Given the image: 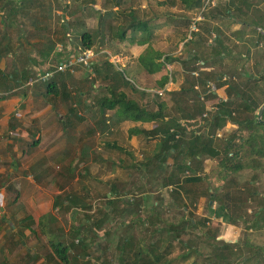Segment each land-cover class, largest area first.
I'll return each instance as SVG.
<instances>
[{"label":"trees","instance_id":"1","mask_svg":"<svg viewBox=\"0 0 264 264\" xmlns=\"http://www.w3.org/2000/svg\"><path fill=\"white\" fill-rule=\"evenodd\" d=\"M56 1L62 5V0ZM68 1L64 8L67 12L64 14L74 19L69 22H65L62 17L60 19L65 34L74 36L83 50H92L98 44L105 46L107 41L126 39L131 43L148 45L138 61L149 74L156 75L158 90L140 88L131 75L127 76L109 58L94 63V75H91L92 81L88 82L90 87L99 82L105 85L103 93L93 97V108H98L105 126L109 111L113 112L109 120L115 127L123 120L151 122L155 125L151 129L136 125L130 129L129 135H140L146 143L154 142L150 155L143 153V159L137 167L143 174H148V171L158 173L157 181L152 180V183L153 188L159 187L161 191L160 196L152 200L155 192L148 190L150 193L147 191V195L142 196L140 204L128 199L131 195H126L123 214L132 216L135 224L139 219L141 224L148 225V233L136 240L131 232L135 225H132L129 231L120 235L115 246L110 239L113 231L109 219L116 213L118 197L124 196L120 194L117 185L112 186L110 196L106 195L108 202L96 205L94 212L92 210L95 205L82 197L60 196L55 203L58 212L42 216L38 225L47 239V263L199 264V260H202L205 264H238V248L243 245L248 249L249 257L256 264H261L260 260L264 258L263 246L248 244L240 239L232 243L219 237L216 230H211L210 217L194 213L189 204L197 210L196 205L203 199L207 209L215 206L213 213L217 219L228 220L238 226L244 224L245 232L264 229V181L261 180L260 185L256 184V180L264 175V114L263 120L258 118V110L264 103V0H228L223 5L225 17H233L241 25L237 31L238 47L241 45L237 72L232 68L219 72L214 67L217 60L224 65L226 59L234 58V50L222 33L212 37L211 57L202 46L203 30L210 35L219 31L211 23L212 19L217 18L213 15L221 11L222 6L218 4L210 15H204L203 19L196 21L198 30H193L192 37H185V46L191 47L194 52L189 55L183 85L170 91H167L166 86L175 80L176 73H170L167 69L168 65L178 59L155 49L153 38L156 34L151 25L153 19H143L133 7L125 9L124 5L130 0H111L113 7L104 11L89 10V13L88 8L93 7L97 0ZM179 2L186 11L202 10L206 4V0ZM54 3L55 0H0V66L9 56L15 55L18 49L26 51L22 43L19 48L13 45L11 30H19L21 38H27V22L45 31L39 35L28 31L40 40L31 43L32 46L44 45L39 52L47 58L57 54L58 40L51 33L50 25L53 14L61 6ZM80 13L83 18L78 20ZM95 15L98 25L93 29L88 26L86 19ZM64 54L66 52L54 57L51 62L54 64ZM198 61H202L201 67L194 64ZM252 61L251 71L246 66L243 68L245 73L239 72V65L245 67ZM18 62L19 66L9 72L0 67V93H10L18 87L22 89V86L32 81L29 88L34 87L36 93L44 88L48 93L47 101L55 107L60 98L65 102L70 99L77 101L79 96L86 93L75 95L69 88L72 77L67 71L70 70L56 72L51 79L43 81L39 75L54 70L55 65L38 74L27 64L22 66L25 60L19 58ZM87 80L85 83H88ZM213 83L217 85L215 90L211 88ZM159 90L171 94V103L161 100L165 93L159 94ZM130 91L142 97H152L141 103L130 95ZM149 92H154V95H149ZM211 100L216 101L213 106H209ZM79 105L70 106L73 113L78 111ZM230 122L238 125V128L220 146L217 143L218 131ZM106 146L130 153L119 146L118 142H109ZM86 151L82 154L84 160L87 154H91L90 146H87ZM207 159L214 160L208 171L203 166ZM123 163L124 159L121 166ZM245 170H253L255 173L246 182H240L238 174ZM201 184L205 185V189L200 191L190 186ZM147 186H150L149 183ZM166 193L169 194L167 202L164 200ZM133 205L143 206L147 213L131 212ZM169 207L179 209L181 217L178 223L168 221L165 208ZM188 230L194 231L191 234L201 241L205 240V245L208 244L211 250L204 253L197 243L182 238V233ZM177 243L181 250L172 257Z\"/></svg>","mask_w":264,"mask_h":264},{"label":"crops","instance_id":"2","mask_svg":"<svg viewBox=\"0 0 264 264\" xmlns=\"http://www.w3.org/2000/svg\"><path fill=\"white\" fill-rule=\"evenodd\" d=\"M240 26L239 24V28ZM69 40L72 42V37H69ZM22 41L24 47L29 44V41L26 43L19 34L12 39L13 45L18 48L23 44H21ZM127 41L128 43H124ZM116 42L130 46V50L137 58L148 46L137 42L131 43L127 39L116 40ZM31 43L33 44L30 41L29 45L32 46ZM57 43L58 52L54 54L55 58L64 53V44L59 41ZM61 46L62 50H60ZM40 55H33L32 52H24L22 55L18 49L16 54L4 60L0 67L9 72L17 65L19 66L18 60L21 58V61L25 60L22 66L27 64L30 69L39 74L51 67L42 70L43 65L46 64L42 61L45 60L52 64L51 59L54 58H47L42 53ZM65 55L60 57L55 66L68 58H65ZM124 61H127V57ZM94 62L99 61L94 57ZM118 62L122 65L118 68L126 71L125 63L120 58ZM252 63L253 61L247 63L245 67L241 64L239 72H244L243 68ZM251 65L248 67L249 71H251ZM82 66L77 65L75 72L69 73L73 78L69 83V88L73 93L77 95L86 92L83 96H79L77 101L70 99L65 102L60 98L55 107L47 101L48 93L44 88L37 93L34 87L29 88L32 81L22 86V89L18 87L10 93H0V264H48L46 261L48 249L45 248L47 239L38 225L42 216L51 212L57 213L56 200L60 196L66 197L64 194L67 181L61 180L64 177L58 173L62 165L60 161H66V154H79L81 157L87 152V146H90L91 153H94L93 150L99 147V139L103 144L109 142L114 144L119 139L120 133L126 134L128 142L134 147L140 143L139 147L145 149L144 138L140 135L130 136L129 131L136 125L149 129L155 126L151 122L123 120L115 127L109 120L112 111L106 115L108 121L105 126L98 108H93L94 95L104 91L105 85L99 82L90 87L89 83H85V73L78 75L80 68H85ZM76 104L80 105L77 107L78 111L73 113L70 106H76ZM235 128L236 125L230 122L225 128L219 130L221 136H217L218 145L222 146ZM213 163L214 160L207 159L203 164L204 169L208 171ZM71 166L72 162L69 163L68 169H71ZM253 173L255 171L245 170L238 174V180L246 182ZM260 178L263 182L264 175ZM261 179L256 180V184L260 185ZM204 208L205 200L202 199L199 204V214L209 216L207 212L211 214L215 206L213 210L205 211ZM222 223L227 224L223 220Z\"/></svg>","mask_w":264,"mask_h":264},{"label":"rangeland","instance_id":"3","mask_svg":"<svg viewBox=\"0 0 264 264\" xmlns=\"http://www.w3.org/2000/svg\"><path fill=\"white\" fill-rule=\"evenodd\" d=\"M67 1L68 0H62V5H59V3L55 0L54 4L56 6H61V9L58 10L59 13L57 12L55 15L53 14V19H51L50 25L51 33H54L56 39L60 43L64 44L63 49L64 52H66L65 58L74 57L79 53L85 51L81 47H79V41L74 36V38L72 37L71 42L69 40V36L65 34L63 22L60 17H62L65 22H69L74 19L64 14L67 12L64 9ZM227 1L228 0H215V4H209V9H202L197 11H186L185 9H182L179 0H130L127 1V3L124 5L125 9L127 10L133 7L132 9H135L143 19L144 17L146 19H153L154 21H152L153 24L151 25L153 26L154 33L156 34L153 38L155 49L178 59L171 65H168V72L171 73V71H174V73H176V78L174 81L171 80L168 83V87H166L167 91H170L172 89H179L185 81V76L188 71L187 67L189 65V55L191 52H194V49H191V47L189 46H185V42H187V39L185 37L191 38V33L193 32V30H198V28L196 27V21L203 19L204 15H210L214 8L216 9V6L218 4L222 6L221 11L218 14L213 15L217 18L212 19L211 23L214 27H218L219 31H216L212 35H210L208 34V32H206V30H203L204 44L202 46H204V50L207 52L208 56L211 57V45H213L212 37L218 33H222L223 38L234 50V58L226 59L224 65H222L219 60H217L215 63L211 60V58L210 60L212 63H214L215 69L219 72L231 68L234 69L235 72L238 71V50L241 49V45L240 47H238L239 45L237 31L239 28V24L238 21L235 20V18L225 17L223 5ZM111 7H113V2L111 0H97L96 4L93 7L88 8V13L89 10L96 11L97 9L103 11ZM72 8L73 7H71L70 9ZM82 18L83 16L80 13L78 15V20ZM86 20L89 27L93 29L97 27L98 18L96 15L89 16ZM26 27L27 33L25 34L27 35V38H24L25 42L27 43L28 41H31L33 42V44L38 43L40 40L38 36L34 35L42 34L45 31L38 29V27L34 28L32 25L29 24V22H27ZM29 30H31L34 35L28 33ZM11 33L14 39L17 36L16 33L20 34L19 30L17 31L16 29L11 30ZM207 39L208 41L206 42ZM21 43L24 44L23 41ZM124 43H128V41ZM43 47L44 45H37L35 47H32L28 44L25 46V50L27 52L24 50H20V52L22 55H24V52H32L33 55L37 54L39 56V50H42ZM92 52L93 60L95 57V59L99 61L98 63H100V61L106 58H109L110 60H112V62L116 63L118 67H122L121 63L118 62V58H120L125 63V67H127V70L125 71L127 76L131 75L137 85L144 89L156 88V75L154 76L147 72V70L139 63L138 58L135 56V54L132 53V51L130 50V46H128L127 44L120 45L116 42V40L115 42L107 41V45L105 43V46L100 44L96 45L92 49ZM126 57L127 61H124ZM7 61L10 62V60ZM182 61L186 63L183 64ZM42 63H46L43 65L42 68V70H45L50 66L56 65L57 61L54 62V64L52 63L53 65H51L45 60L42 61ZM201 63L202 61H198L194 64L198 67H201ZM250 65L251 64H249L247 67H250ZM85 68H80L78 75L81 76L85 73V79H88L87 82H91L92 80L90 79L92 76L90 74V71L87 68L86 70ZM68 72H71V70ZM73 72H75V69ZM213 85L214 88L217 89L216 83H213L211 85V88ZM219 92H221V90ZM129 93L133 98L138 99L141 103L147 102L152 97H142L141 95L136 94L133 91ZM149 93V95H154V92ZM161 100L168 101L169 103H171V94L165 93L161 97ZM214 103H216V101L211 100L209 102V106H213ZM237 128L238 125H236V128L234 130H230L231 134ZM116 142L119 143V146L124 147L125 149H127V151H130V153H123L122 151L116 148L112 149L110 147H107L106 144H103L102 141L99 139V147L93 150L94 153L87 154V159L84 160L83 156L80 157L79 154H66V161H60L62 165L58 170V173L64 177L61 180L67 181L64 196L77 195L79 197L84 198L86 201L95 205L93 206L94 208L92 212L95 211L96 205L108 202L109 198L107 199V196H110L112 194V186L117 185L120 194L124 195L125 197L119 196L118 199L116 198V213L115 215L112 214L109 219L111 221L109 225L111 226V229L113 231V235L110 237V239L111 242L113 241L114 246L117 245L120 235L124 234L126 231H129L132 225H135L132 228L131 232L135 235L136 240L140 237L147 235L148 233V225L141 224L139 222V219L135 224L133 222L134 219H132V216L128 214H123V209L126 206V195H131L128 199H132V201H137L138 204H140L142 202V196H144L148 190H153V192H155L154 198L152 200H156L155 197L160 196L159 191H161L159 187L157 189L153 188L152 183V180L157 181L156 175L158 173L148 171V174H143L142 171H140L137 167L138 162L143 159V153L150 155L151 151L153 150L154 142L144 143L146 146L145 149H141V147H139L140 143H138L137 147H134L130 142H128L126 134L123 133L119 134V139ZM133 154L135 157L133 156ZM123 159L124 163L123 166H121V161ZM71 162V169H68V165ZM75 163L76 166L74 168ZM63 166L67 169H63ZM148 183L150 186H147ZM190 186L196 191H200L203 188L205 189L204 184ZM148 193L150 192L148 191ZM164 197L166 198L164 200L167 202L169 194L166 193ZM196 206L199 209V204ZM189 208L194 213H198V209L196 210V207L194 205L189 204ZM165 209H167L166 217L168 221L178 223L181 217L179 209L177 210L175 208L170 207ZM205 209L207 210V206L205 207ZM130 210L131 212L137 211L140 214L147 213L146 208H144L143 206L141 207L133 205L131 206ZM211 210H213V208ZM251 211L252 210L250 209V213ZM207 213L209 215L208 217H210L211 219V230H216L219 234V237L225 238L227 239V241L232 243L237 242L240 239L243 242L247 241L248 244L261 245L264 247V229H250L248 232H245L243 230L244 224H241L240 226L233 225L227 220L225 222H227L228 225H224V223H222V219H217L213 212H210L211 214H209L208 211ZM191 232L194 233V231L192 230H188L187 232L182 233V238H184L186 241H189L191 239V242L197 243V245L201 249H203L204 253L211 250L208 244L205 245L204 239V241H201V239H198L197 237L193 236ZM196 233L199 234V232ZM145 238L148 239L149 237ZM180 250V245L177 243L176 249L174 250V253L171 256H175ZM247 257H249L248 249L243 245L240 246L238 248V264H256V261L250 257L246 261L245 259ZM192 260L193 259H190L189 261ZM260 263L264 264V258L260 260ZM199 264H205V262L199 260Z\"/></svg>","mask_w":264,"mask_h":264},{"label":"built area","instance_id":"4","mask_svg":"<svg viewBox=\"0 0 264 264\" xmlns=\"http://www.w3.org/2000/svg\"><path fill=\"white\" fill-rule=\"evenodd\" d=\"M209 4H215V0H206L205 7L203 9H206V7L209 6ZM68 36L71 37L70 34H68ZM60 50H62V46L60 47ZM94 63L95 62L93 60L92 50H85L74 57H68L65 61L55 66L54 70H48L43 74H40L39 79L43 81H47L51 79L56 72H64L67 70L74 71L77 65L85 66L90 71V74L94 75V71H93ZM194 74H197V72H194ZM212 90H215L214 85L212 86ZM158 92L159 94L162 95L164 94V90H160ZM205 116H207V114H205ZM217 136H221V133L218 132Z\"/></svg>","mask_w":264,"mask_h":264},{"label":"water","instance_id":"5","mask_svg":"<svg viewBox=\"0 0 264 264\" xmlns=\"http://www.w3.org/2000/svg\"><path fill=\"white\" fill-rule=\"evenodd\" d=\"M263 114H264V103L262 104V106L258 110V118L260 121L263 120Z\"/></svg>","mask_w":264,"mask_h":264}]
</instances>
